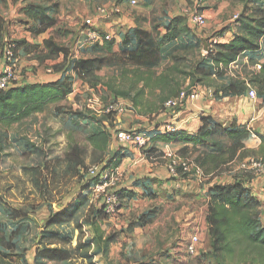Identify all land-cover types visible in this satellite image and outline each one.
I'll return each instance as SVG.
<instances>
[{"label":"rangeland","instance_id":"rangeland-1","mask_svg":"<svg viewBox=\"0 0 264 264\" xmlns=\"http://www.w3.org/2000/svg\"><path fill=\"white\" fill-rule=\"evenodd\" d=\"M109 1H0V14L6 13L5 18L10 16L8 22L0 17V35L4 25H12L20 30L21 26L29 24L28 21L32 19L24 13L26 7L41 9L36 20H39L43 26H52L54 29L52 37L70 51V58L66 62L69 74L65 84L75 91L72 96L59 102L60 104L55 103L56 105L45 114L35 115L2 132L4 151L0 158V224L8 238L14 232H17V235L13 240L16 256L10 260L9 252L0 247V264H258L255 262L258 257L254 254H246V261L241 262L237 260L238 255L233 262H225L219 257L196 262L199 261L200 256L192 259L195 256L186 254V246L195 235L202 240L206 251L208 249V228L204 206L207 199L202 200L193 194L176 200L159 199L146 208L145 211L151 209L148 214L143 215V212H140L136 214L137 216L131 215L128 219L131 224L128 226L111 228V224H104V221L109 219L107 217L100 223L104 236L113 235L117 239L107 247L98 239L92 227L84 223V219L89 215L93 219L99 213L102 216L101 204L97 203L99 201L95 202V198H92L89 192L90 178L87 173L94 165L90 163L91 148L86 139L92 133L101 130L105 126L104 121H109L105 120L106 116L96 114L87 108L91 94H99L104 103L118 101L117 96L123 93L124 95L120 96L125 97L129 93L135 80L134 76L137 75L139 78L138 71L143 79H146L149 73H155L153 81L161 75L167 81L172 80V86L177 89L175 94L190 89L194 85L184 73L187 74L198 64L203 63V50L209 48L214 41H218L219 35L234 24V17L243 13L246 8L264 10V0L207 2L152 0L151 5L149 0H143L144 6H139V11L143 12L137 16V24L144 30L150 28L152 24L161 27L162 22L159 18L162 16L164 18L181 15L186 17L188 24L191 25L192 17L204 14L207 23L202 28L191 25L194 41L185 38L179 44L165 46L161 56L152 57V60L161 61L156 69L141 71L140 69L143 68L138 69L129 61L126 62L127 58L124 56L121 66L102 68L97 73L101 78L97 83L85 77L80 68L87 59V51L98 49L100 46L82 44L85 55L83 57V53L78 52V58H75L78 41L75 37L85 19L93 15L98 8L111 11L119 5L118 2L109 5ZM80 4L87 6V11H92L91 14H87L84 18H75L74 13ZM48 12L51 15H47ZM16 29L14 32L18 33ZM9 41L21 40L14 38ZM121 45L120 49L122 47L131 49L132 35L121 37ZM1 47L3 46L0 45ZM88 56L93 57L91 53ZM260 56L262 53L257 57L242 56L238 65L232 70V74L240 79L246 78L247 75L253 76L258 70L255 61ZM246 61H250V67L246 66ZM18 69L20 71L19 63ZM46 69L48 67L44 68ZM20 77L23 78L22 73ZM228 78L230 76H227L226 80ZM217 81L220 83V80ZM142 85H145V81L137 84L138 87ZM102 87H106L108 91L112 90L111 96L105 94ZM158 97V94L152 95L151 92L147 97H143L142 101H145V104L139 105L140 112L147 116L149 113H154L150 110H156L154 116L161 115L164 104L161 106ZM73 144L80 145L88 152L84 156L86 162L84 168L72 166L67 162L66 154ZM83 195H87L89 204L82 208L76 223L48 226L51 214L63 211ZM114 217L115 219L121 217L120 213ZM143 226L146 230H143ZM46 246L66 249L70 252L71 260L64 263L38 258L37 252L43 251Z\"/></svg>","mask_w":264,"mask_h":264},{"label":"trees","instance_id":"trees-1","mask_svg":"<svg viewBox=\"0 0 264 264\" xmlns=\"http://www.w3.org/2000/svg\"><path fill=\"white\" fill-rule=\"evenodd\" d=\"M5 2V0H0ZM207 2L211 0H201ZM222 1V0H216ZM24 13L32 20L39 16L37 10L30 7L24 9ZM231 32L233 39L228 43L210 44L211 52L203 56V63L198 64L190 70L187 77L190 78L193 85H205L216 89V96H240L248 92V86L255 88L258 97H264V64L258 66V71L246 79L230 78L228 82L224 81L229 68L237 63L242 56L255 54L261 50V42L264 39V10L255 8L250 10L246 8L234 21L231 28L220 34V38H225L226 33ZM185 38L195 40L194 33L188 26L187 18L180 16L172 20L168 27V33L159 39L147 32L136 29L132 34L133 46L131 49L122 47L120 54L113 53L115 41H106L98 49H93L91 53L95 56L87 58L81 65L80 71L90 80L97 83L101 81L98 72L108 66L119 67L122 65L123 57L142 70H154L161 61L152 60V57L161 56L164 47L181 43ZM16 43L15 54L18 57L19 46ZM45 47L48 50L46 58L55 60L60 55L64 56V61L52 67L55 72H62L67 67V61L70 58V51L67 47L54 43L52 40L45 41ZM168 53L172 57V53ZM179 60L177 57H173ZM141 59V60H140ZM138 71L139 78L135 75L133 85L129 92H136L134 97L135 106H143L142 101L146 89H149L153 95L156 89H159L160 96L158 101L161 105L165 104L171 97H175L177 90L172 86V80L167 81L162 75L153 81L155 73H149L146 79ZM217 80H220L218 83ZM145 81V85L137 86ZM166 82H169L166 83ZM137 86V87H136ZM73 95V89L64 83L57 81L48 84H29L10 87L8 90L0 93V158L4 147L2 144V132L15 124L21 123L35 115L41 114L49 104L61 102ZM120 95H124L123 93ZM175 95V96H174ZM77 114V112H75ZM109 120L106 117L105 120ZM251 132L245 126L232 125L224 129L220 124H210L206 119L203 120V127L196 134H188L183 131H177L172 134L157 135L154 140L167 144H193L195 147H201L198 157L192 159L195 165L205 176L210 174L217 175L224 172H232L231 166L236 163H242L246 159V149L244 140L250 136ZM264 141V137H260ZM111 139V133L106 127L92 133L87 137L86 142L91 148L90 163L93 165H102L103 169L119 168L121 158L115 155L106 163L108 155L106 151ZM185 149L178 154L179 157L190 159L185 153ZM150 151L149 154H155ZM87 150L78 144H73L66 154L67 162L75 167L84 168L85 155ZM161 157V154L153 155ZM179 178L187 179L190 175L197 172L192 170L190 174H183L179 169ZM244 177L252 178V175L241 172ZM232 185L214 186L208 192V198L204 203L205 221L208 226V236L212 254L221 258L223 261L237 260L246 261V254H254L258 257L255 261L258 264H264V226L260 219V208L262 204L258 202L246 188L244 183L239 180ZM96 180L90 179L88 184L89 192ZM119 197L124 200L121 209L127 200L133 198V193L122 189L118 191ZM89 204L87 195L80 196L74 203L70 204L61 212L51 214L48 220V226L62 225L78 220L82 208ZM101 214L91 218L86 216L84 223L91 226L94 233L100 241L107 247L109 243L116 242L113 235L104 236L101 222L107 219L101 207ZM15 218L16 215H15ZM17 232H14L9 238L6 236L0 224V247L7 250L8 258L12 260L16 254L13 240ZM116 235V234H115ZM239 253H237V251ZM37 257L50 261L68 262L71 260L70 252L63 248H51L46 246L43 251L37 252Z\"/></svg>","mask_w":264,"mask_h":264},{"label":"crops","instance_id":"crops-1","mask_svg":"<svg viewBox=\"0 0 264 264\" xmlns=\"http://www.w3.org/2000/svg\"><path fill=\"white\" fill-rule=\"evenodd\" d=\"M110 1L109 5H113L117 2L119 3L117 7L120 10V14L108 18H101L96 21L95 27L99 33L109 35L112 38V41H115L113 47L114 54L121 53V37L127 34L132 35L136 29H140L150 35L157 36L160 39L168 33V27L172 20L181 16H166L164 18H162V16L159 18L162 22L161 27L152 24L150 28L144 30L137 24V16L143 12L139 11V6H144L143 0H137L136 5H132L130 3L131 0ZM149 2L151 5L152 0H149ZM33 6L35 7L36 5ZM36 10L41 12V9ZM91 12L92 11H87V6L84 7L80 4L76 8L74 16L75 18H84L87 17V14H91ZM94 12L93 15L96 14V11ZM4 15H6V13L2 15L0 14V17L5 21L7 19L9 20L10 16L5 18ZM47 15H51V13L48 12ZM93 15L86 19L91 18ZM28 23V25L21 26L20 30L12 25H4L3 32L0 35V45L2 46L9 42L10 39L17 38L19 41L21 40L18 42L21 44L18 50V62L20 64V73L23 74L20 85L48 84L57 81L64 83L69 74L67 68L62 72L54 71L52 74L49 72L51 70L53 71L52 67L54 65L60 64L64 61V56L60 55V57L55 60L46 58L48 50L45 47V41L52 40L54 43L60 44L52 37L54 29L52 26L41 25L39 20H29ZM191 25L188 24L192 31ZM83 28L84 23L75 37L78 40L76 43L77 50L75 58H78V52H82L83 57L85 55L83 51L84 47L82 46L83 38L81 36ZM15 29L18 33L14 32ZM192 33L194 32L192 31ZM224 37V39L220 38L218 42L228 43L233 39L231 32L226 33ZM72 44V46H74V43ZM86 50H88V48ZM88 52L91 53V51H87L86 54L88 55ZM261 53L262 56L255 61L257 66L264 64V39L261 42V50L258 53L248 55L257 57L258 55H261ZM88 55L86 58H89ZM91 55L95 56V53H91ZM238 62L232 65L227 71L224 78L225 82H228L230 78H237L232 74V70L238 65ZM255 62H253V64ZM246 66L250 67V61H246ZM46 67H48V69L44 70ZM227 76H230L228 80H226ZM116 77H118V71H116ZM249 77L251 78L252 76L247 75L246 78L241 77V79H246L247 81ZM199 86L201 92V99L199 101L188 100L186 105L180 110L176 112L162 113L158 117L154 116L156 110H150V112L154 113H149L147 116L140 112V106H135L133 100L136 92H129L125 97L120 95L116 97L118 102L123 103L127 107V111L122 116L110 118L111 122L104 121L105 126L103 127H106L111 133V139L106 151V155L109 156L106 163L113 156L120 155L119 186L120 189L133 193V198L127 200L124 204L120 211L121 217H116V219L115 217L109 218L107 221H104V224H111V228H120L124 225L128 226L131 224L128 220L131 215H136L140 212H143V215L148 214L151 209L145 211L146 208L162 198L176 200L188 194H193L202 200H206L210 188L216 185H232L237 181L238 175L240 177L239 180H241L246 188L250 190L252 196L262 204L260 208V219L264 226V175H252V178L244 177L241 173L242 171L238 167L239 163H236L231 166V169L233 170L232 172L226 171L217 175L210 174L209 176H205L202 171H200L190 175L187 179L173 177L169 171V160L166 159L164 155L169 153L178 155L185 149L186 151H184V153L189 158L194 159L199 156L202 148L195 147L193 144H167L154 140L157 135H165L162 133L164 124H173L178 131L193 135L200 131L203 127V120L206 119L208 123L212 125L220 124L224 129L229 128L234 124L247 127L251 134L244 140L246 159L252 156H264V141L260 138L264 137V97H258L257 100H252L248 96V92L240 96H216V89L214 87H208L205 85ZM102 88L105 94L111 96L112 90L108 91L106 87ZM74 92L75 91H73V94ZM160 92L159 89H156L153 95L158 94L160 96ZM149 94L150 90L146 89L144 97H147ZM55 105V103L47 105L42 114L51 110ZM132 130H138L147 135L149 139V146L147 149L141 150L129 145H121L116 141V135L118 133ZM151 150L155 151L157 154H161L162 158L159 156L155 158L153 155L156 153L149 154ZM127 221L129 222L126 224ZM136 225L138 224L136 223ZM143 230H146L144 226ZM207 237L208 249L206 251L205 246L201 242L199 245L200 249L198 247V254L192 258L194 259L200 256L198 259L199 261L196 262H201L207 258L215 259L209 244L210 239L208 232Z\"/></svg>","mask_w":264,"mask_h":264},{"label":"built area","instance_id":"built-area-1","mask_svg":"<svg viewBox=\"0 0 264 264\" xmlns=\"http://www.w3.org/2000/svg\"><path fill=\"white\" fill-rule=\"evenodd\" d=\"M132 5L137 4V0H131ZM120 10L116 6L111 11H107L102 8L96 10V14L91 18L84 21V28L82 29L81 36L83 38V44L99 46L103 45L106 41H112L109 35H103L96 29V21L101 18H108L110 16L119 15ZM239 15H236V20ZM191 23L199 28L206 25L207 19L203 14H197L190 20ZM224 39V38H223ZM219 43L214 41L213 44ZM211 47L203 50L206 56L211 52ZM16 43L7 42L0 48V93L8 90L10 87L20 85V71L18 69V57L15 54ZM51 74L53 71H49ZM248 96L252 100L258 99V93L255 88L248 86ZM201 99V92L199 84H195L193 87L186 91L179 92L175 97L169 99L164 104L163 113L176 112L183 108L188 100L199 101ZM87 108L101 116L109 118H116L126 113L127 107L118 101L103 102L102 97L97 93H92L91 98L88 100ZM176 126L173 124H164L162 133L172 134L177 132ZM116 141L121 145H129L138 149H147L149 146V139L144 132L138 130L124 131L116 135ZM169 160V171L173 177L179 178L180 169L183 174H190L192 170L200 172L201 170L195 165L192 159L182 158L178 155L169 153L164 155ZM241 171L250 175H264V157H249L238 165ZM88 177L96 180L91 187V196L94 200L99 201L104 213L112 218L122 210L123 201L119 195V177L120 170L116 169H103L102 165L91 166L88 170ZM201 240L198 236H193L191 241L186 246V254L189 256H196L199 252V245Z\"/></svg>","mask_w":264,"mask_h":264}]
</instances>
